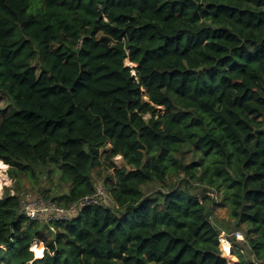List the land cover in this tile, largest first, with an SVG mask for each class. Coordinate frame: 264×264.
I'll use <instances>...</instances> for the list:
<instances>
[{"label": "trees", "instance_id": "trees-1", "mask_svg": "<svg viewBox=\"0 0 264 264\" xmlns=\"http://www.w3.org/2000/svg\"><path fill=\"white\" fill-rule=\"evenodd\" d=\"M0 95V159L58 175L46 198L93 193L108 144L125 161L109 202L55 230L6 191L0 263L230 264L226 232L239 264H264V0H0Z\"/></svg>", "mask_w": 264, "mask_h": 264}, {"label": "rangeland", "instance_id": "rangeland-1", "mask_svg": "<svg viewBox=\"0 0 264 264\" xmlns=\"http://www.w3.org/2000/svg\"><path fill=\"white\" fill-rule=\"evenodd\" d=\"M125 63L126 65H129L134 68L137 66L136 63L131 65V62L129 60H126ZM133 72H136V71L134 70ZM12 107L13 105L9 97H7V95H0V121L6 114L10 112V109H12ZM157 109L163 112L165 111V108L162 106H157ZM145 116L149 117L150 114H146ZM101 153H102V164L96 167V169L93 171V176H94L97 187L103 186L104 184L103 180L107 174V169L111 171L113 170L112 163L113 165H116L118 167H122L125 165V161L122 155L118 154V155L111 156V157L107 156L110 153V144L102 147ZM8 170H9V165L7 164V167L2 171L4 176L7 179L3 181V185L1 188V192H0V197H2L3 194L6 193V191H9L12 195L14 193H18V194L21 193L22 194L21 197H24L26 194H31V195H35L36 193L42 194V191L44 190H48V194H50V196H58L62 193H65L68 190V187L66 185L60 184L58 175L52 174L49 176L45 170L42 174H40L37 177H30L24 174L23 176H20V179H15L9 176ZM154 187H158V186L155 185L153 186V188ZM47 199H50V198H47ZM228 217H229V212H228V207L226 206L216 208L215 210H213L212 215H211V218L213 221H215L216 219H221V218L226 219ZM223 233H225L227 238L229 237L227 235L228 233L226 232H222L220 236ZM43 236L46 237L47 239L51 238L50 234L46 232L43 234ZM41 243L44 244V247L46 249V243L43 240L41 241V238H35L31 247L34 249L35 245L41 244ZM231 245L233 247L232 242H231ZM221 249L223 251V255L227 257L230 264L239 263L238 257L232 255L230 252L225 253L222 247V242H221ZM229 251H230V248H229ZM34 255H35V252H34Z\"/></svg>", "mask_w": 264, "mask_h": 264}, {"label": "built area", "instance_id": "built-area-1", "mask_svg": "<svg viewBox=\"0 0 264 264\" xmlns=\"http://www.w3.org/2000/svg\"><path fill=\"white\" fill-rule=\"evenodd\" d=\"M111 200L105 185L97 187V189L90 194L85 195L81 200L73 202L69 205L62 204L58 201L47 199L43 194L36 193L35 195L26 194L20 198V211L25 216L41 220L50 225L52 230H55L54 223L70 219L77 215L78 211L92 204H103ZM237 237L243 238L240 231L236 232ZM220 241H226L232 248L231 241L225 233L219 237ZM32 248V247H31ZM231 250V249H230Z\"/></svg>", "mask_w": 264, "mask_h": 264}, {"label": "bare ground", "instance_id": "bare-ground-1", "mask_svg": "<svg viewBox=\"0 0 264 264\" xmlns=\"http://www.w3.org/2000/svg\"><path fill=\"white\" fill-rule=\"evenodd\" d=\"M132 64H134V63H131V65ZM6 167H7V164H5V162L0 159V192H1L2 185H3V181H5V179H7L2 172ZM222 247H223L225 253L230 252L229 251L230 245L226 241L222 242ZM44 249H45V247H44L43 243L35 245V247H34L35 256L37 258L42 257V255L44 254ZM0 264H3V263H0Z\"/></svg>", "mask_w": 264, "mask_h": 264}, {"label": "clouds", "instance_id": "clouds-1", "mask_svg": "<svg viewBox=\"0 0 264 264\" xmlns=\"http://www.w3.org/2000/svg\"><path fill=\"white\" fill-rule=\"evenodd\" d=\"M32 250L34 251V249L32 248ZM35 258H37L36 256H35ZM31 264V263H30Z\"/></svg>", "mask_w": 264, "mask_h": 264}, {"label": "crops", "instance_id": "crops-1", "mask_svg": "<svg viewBox=\"0 0 264 264\" xmlns=\"http://www.w3.org/2000/svg\"><path fill=\"white\" fill-rule=\"evenodd\" d=\"M237 257V256H236ZM239 264V263H238Z\"/></svg>", "mask_w": 264, "mask_h": 264}]
</instances>
